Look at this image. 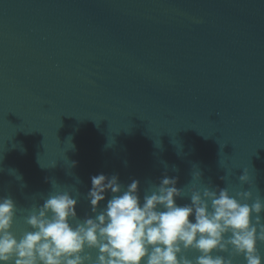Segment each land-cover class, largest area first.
<instances>
[{
  "label": "water",
  "instance_id": "water-1",
  "mask_svg": "<svg viewBox=\"0 0 264 264\" xmlns=\"http://www.w3.org/2000/svg\"><path fill=\"white\" fill-rule=\"evenodd\" d=\"M101 173L138 180L141 200L165 175L264 198V0H0V196L16 204L13 232L30 230L23 217L53 183L90 214Z\"/></svg>",
  "mask_w": 264,
  "mask_h": 264
},
{
  "label": "clouds",
  "instance_id": "clouds-1",
  "mask_svg": "<svg viewBox=\"0 0 264 264\" xmlns=\"http://www.w3.org/2000/svg\"><path fill=\"white\" fill-rule=\"evenodd\" d=\"M200 176L194 172L193 181ZM177 179L163 176L141 200L138 180L125 186L116 174L93 175L83 218L75 208L79 193L53 183L23 217L30 230L19 236L12 230L16 204L0 196V264H234V256L262 264L264 198H253L252 188L233 193L201 182L178 188ZM239 180L249 184L248 169ZM181 196L190 203L177 204ZM189 250L196 255L189 258Z\"/></svg>",
  "mask_w": 264,
  "mask_h": 264
}]
</instances>
